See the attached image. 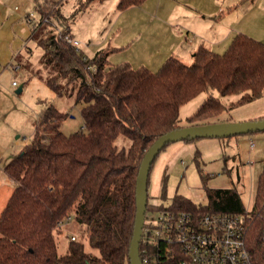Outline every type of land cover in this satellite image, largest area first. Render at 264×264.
Instances as JSON below:
<instances>
[{
	"label": "trees",
	"instance_id": "1",
	"mask_svg": "<svg viewBox=\"0 0 264 264\" xmlns=\"http://www.w3.org/2000/svg\"><path fill=\"white\" fill-rule=\"evenodd\" d=\"M62 1L34 0V13L27 15L30 35L25 45L29 41L41 49L38 63L47 75L38 70L25 83L36 77L57 97H74L82 105L83 127L63 135L59 129L67 114L46 100L38 102L31 140L2 169L14 188L0 212V264H130L135 181L147 149L162 135L181 128L179 109L202 93L210 94L187 118L191 127L210 124L222 113L263 97L264 43L239 32L220 55L199 46L190 67L172 57L156 72L134 69L130 63L112 66L108 58L116 49L107 47L87 58L67 42L73 40L69 22L93 2L104 0H76L67 18L61 14ZM144 1L120 0L116 9L126 11ZM53 20L59 31L52 30ZM15 59L22 69H29L31 64H22L21 56ZM211 91L219 97H240L226 106ZM118 136L130 141L127 150L114 146ZM193 161L206 202L193 203L175 194L168 206L147 202L146 214H245L244 239L251 263L264 264V160L249 213L235 189L208 187L210 177L200 168L197 152ZM72 215L98 257L88 254L83 242L70 239L65 252L58 253V224ZM139 242V258L151 257L155 247L142 236Z\"/></svg>",
	"mask_w": 264,
	"mask_h": 264
},
{
	"label": "rangeland",
	"instance_id": "2",
	"mask_svg": "<svg viewBox=\"0 0 264 264\" xmlns=\"http://www.w3.org/2000/svg\"><path fill=\"white\" fill-rule=\"evenodd\" d=\"M119 1H95L69 22L70 32L78 42L77 47L87 58L109 46L116 48L108 58L112 66L130 63L134 69L142 67L156 72L170 57L190 67L193 63L192 55L199 46L207 49L210 47V51L220 55L239 32L264 43V0H145L140 6L118 11L116 7ZM62 2L61 14L67 18L74 12L77 1ZM17 7V13L22 15L25 8H20V5ZM52 23L56 26L52 30L59 31L58 23L55 20ZM22 48L23 45L20 49ZM41 52L34 43L26 42L21 63L29 62V69L24 70L20 64L12 62L13 65L6 71L3 83L0 84L1 158H5V150L12 154L18 153L30 140L34 130L33 122L40 111V100L50 102L67 114L59 129L63 135L69 136L83 127L80 115L82 105L76 103L74 97H57L36 77L25 83L26 78L38 70L43 76L47 75L38 63ZM15 66L19 68L15 69ZM13 81L17 86H12ZM23 85L21 93L16 94V90ZM209 94L202 93L181 106L178 115L181 128L191 127L187 118L199 109ZM211 94L226 106L235 103L240 97H219L214 91ZM261 119H264V96L222 113L210 124H221L223 121L253 122ZM250 144H253L252 148ZM114 146L118 150H127L130 141L118 136ZM196 152L200 168L210 177L208 187L235 189L241 196L244 209L250 210L254 201L256 177L263 166L264 132L167 144L151 164L146 191L148 204L156 207L167 205L175 194L183 195L193 203L206 202L202 182L193 161ZM0 182L1 212L6 202L4 199L12 187L2 176ZM164 189L166 197L163 199ZM150 213L155 220L157 213ZM57 230L55 241L58 253L63 254L69 239L75 238L85 244L88 254L99 256L97 250L86 244L84 227L73 220V215Z\"/></svg>",
	"mask_w": 264,
	"mask_h": 264
},
{
	"label": "built area",
	"instance_id": "3",
	"mask_svg": "<svg viewBox=\"0 0 264 264\" xmlns=\"http://www.w3.org/2000/svg\"><path fill=\"white\" fill-rule=\"evenodd\" d=\"M67 42L78 48L75 40L68 38ZM12 85L17 86L16 82ZM156 213L155 220L150 212L144 219L141 236L149 246L155 247V251L142 260L143 264H252L244 239L245 214ZM68 220L70 218L64 221ZM176 252L180 256L178 260Z\"/></svg>",
	"mask_w": 264,
	"mask_h": 264
},
{
	"label": "water",
	"instance_id": "4",
	"mask_svg": "<svg viewBox=\"0 0 264 264\" xmlns=\"http://www.w3.org/2000/svg\"><path fill=\"white\" fill-rule=\"evenodd\" d=\"M22 87L16 90V94L21 93ZM258 132H264V119L255 120L253 122H237L232 124H207L201 126H192L180 128L177 131L169 132L157 139L148 149L141 160L140 169L136 178V214L134 219V230L130 241L128 258L130 264H143L139 258V240L142 235L143 224L145 219V210L147 206V186L148 175L151 164L162 148L169 143H176L184 139H200V138H228L238 137L239 135H248Z\"/></svg>",
	"mask_w": 264,
	"mask_h": 264
},
{
	"label": "crops",
	"instance_id": "5",
	"mask_svg": "<svg viewBox=\"0 0 264 264\" xmlns=\"http://www.w3.org/2000/svg\"><path fill=\"white\" fill-rule=\"evenodd\" d=\"M17 5H20V8L22 7L25 8V10H23L22 15L17 13V11L19 10ZM33 8H34V0H0V84L3 83V77L6 74V71L13 65L12 62H15L16 60L15 58L19 56H23L22 52L24 48H22V50L20 48L22 47V45L23 47L24 46L26 47L25 41L28 39L30 35L29 26L27 24V20H28L27 15L32 16ZM72 39L76 41L73 35H72ZM110 48L116 49L112 47ZM232 122L234 121H223L221 124H230ZM5 152H6L5 158L0 157V162L3 161L2 164L0 163V176H2V178L6 181V183L9 184L10 187H12L11 190H9L6 198L4 199V201L7 202V199L12 193L14 186H13V182L7 179V177L4 175L2 169L9 161H11L12 157L18 154L19 152L16 154H12L11 152H8V150H5Z\"/></svg>",
	"mask_w": 264,
	"mask_h": 264
}]
</instances>
